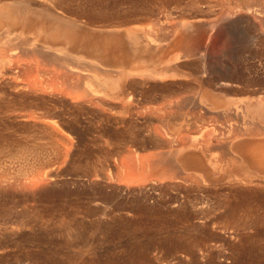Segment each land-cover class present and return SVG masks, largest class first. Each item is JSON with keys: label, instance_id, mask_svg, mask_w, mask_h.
Masks as SVG:
<instances>
[{"label": "rangeland", "instance_id": "obj_1", "mask_svg": "<svg viewBox=\"0 0 264 264\" xmlns=\"http://www.w3.org/2000/svg\"><path fill=\"white\" fill-rule=\"evenodd\" d=\"M18 1L0 7L65 38L0 15V264H264V167L247 160L264 118L238 135L231 113L264 100V0ZM31 42L66 46L80 74L18 51ZM117 74L124 100L87 92Z\"/></svg>", "mask_w": 264, "mask_h": 264}, {"label": "bare ground", "instance_id": "obj_2", "mask_svg": "<svg viewBox=\"0 0 264 264\" xmlns=\"http://www.w3.org/2000/svg\"><path fill=\"white\" fill-rule=\"evenodd\" d=\"M16 1H18V0H16ZM20 2L21 1H18V4L20 5ZM17 3V2H16ZM24 3V2H23ZM13 4V3H12ZM15 4V3H14ZM5 5V4H4ZM16 6V7H14V8H12V9H15V10H13V12H11V11H8V9L5 7V6H2V7H0V15L1 16H3L7 21L6 22H9L10 23V25L9 26H14V25H17V26H20L21 28H26V26H30V25H33V26H35L36 27V29L38 30V32L39 33H41L42 35H43V37L44 38H47V39H53L52 37H61V38H65V36H64V34L63 33H61L60 32V28L57 26V25H52V23L51 22H49V21H47L46 20V16L44 15H35L34 17H32V18H29L28 16V14H27V10L26 9H21L20 7L21 6ZM29 5V4H28ZM1 6V5H0ZM12 6H14V5H11V7ZM24 6H26V5H24ZM19 13H21L22 14V17H20L19 16ZM48 14V13H47ZM53 15L52 13H49L48 14V16L49 15ZM3 20V19H2ZM1 22V21H0ZM67 34V33H66ZM71 34H72V36L74 35V37L76 38V35L75 34H73V32L72 33H70V36H71ZM61 35V36H60ZM68 35V34H67ZM127 35H128V37L130 38V40L133 42V44H135L136 42H137V38H138V36H137V34H136V31H134V30H132V29H127ZM126 35V36H127ZM17 38H18V36H16ZM16 37H15V39H16ZM69 37V36H68ZM128 38V39H129ZM15 39H13V40H15ZM19 39V38H18ZM71 39V41H72V38H70ZM70 39H69V41H70ZM129 40V41H130ZM53 41V40H52ZM75 41V40H74ZM6 42V41H5ZM22 42V41H21ZM46 44H47V42H45ZM146 43L147 44H151V43H155V45L156 44H158V43H156V42H154V40L153 39H146ZM2 44V43H1ZM13 44V43H12ZM25 44V43H24ZM41 44V43H35V42H31V43H27V45H24L25 47H23L22 45H20V47L22 48V50L21 49H18V51H20V53H26L27 51H30V52H28V53H35V55L38 53V55L40 56V54H42L45 58H46V60L47 59H50L51 61H55V63H57L56 65V67H57V71L58 72H61L63 75H64V73H66V72H69L70 74H71V76H72V74H80V70H79V67L78 66H74V65H72V63H69V62H67L66 61V59L68 60V58H67V56L69 55V53H70V49L69 48H66V46L65 47H58V48H51V46L49 45V44ZM51 44V43H50ZM3 45V44H2ZM52 45V44H51ZM63 45H65V44H63ZM68 45V44H67ZM1 46V45H0ZM19 45H17L16 46V48H19L18 47ZM157 46V45H156ZM2 48V47H1ZM16 48H10L9 49V55L11 56V54H13V55H15L16 56V54H17V52L18 51H16ZM2 50H4V49H2ZM26 50V51H25ZM1 51V50H0ZM72 51V50H71ZM7 54V55H8ZM8 55V56H9ZM17 56H18V54H17ZM32 57V56H31ZM37 57V56H36ZM21 58V57H20ZM42 58V57H41ZM40 59V58H39ZM22 60V59H21ZM42 60V59H41ZM50 60H47V61H50ZM17 61V60H16ZM36 61V60H35ZM51 61H50V63H51ZM10 62V61H9ZM30 62V61H29ZM25 63V62H24ZM27 63V62H26ZM37 63H39V62H37ZM37 63H36V65H37ZM41 63H42V61H41ZM54 63V64H55ZM23 64V63H22ZM51 65H53V64H51ZM38 66V65H37ZM43 67V66H42ZM29 68V67H28ZM31 68V67H30ZM38 67H36V69H37ZM43 69H44V67H43ZM48 69V68H47ZM28 70V69H27ZM40 70V69H39ZM42 70V69H41ZM52 70V69H51ZM150 71V70H149ZM152 71V70H151ZM45 72V71H44ZM55 72V71H54ZM124 73V72H123ZM150 73V72H149ZM162 72H160V71H152L151 72V74H153L154 76H161V75H163V73L161 74ZM60 74V73H59ZM61 74V75H62ZM148 74V73H147ZM57 75V74H56ZM60 75V76H61ZM69 74L67 73V76H68ZM153 75H151V76H153ZM164 75H166V74H164ZM70 76V77H71ZM82 76V75H81ZM80 76V77H81ZM120 76V75H119ZM150 76V75H149ZM153 76V77H154ZM58 77V76H57ZM64 77H66V75L64 76ZM75 77V76H74ZM103 77V76H102ZM164 77V76H163ZM58 78H60V77H58ZM104 78V77H103ZM106 78V77H105ZM110 78V77H109ZM109 78L107 79V83L105 82L104 83V85H103V82L101 83V86H107V90L108 91H104L102 88L100 89L101 91H99V89H95V88H91V90H89V91H87V92H89V94H92V93H94V92H103V94H101L102 95V97H103V95L104 96H108L109 94H110V96H112V97H114V99H118L119 98V100H120V96L123 98V100H124V98L125 97H123V94H124V92L126 91V90H129V86H128V84L127 85H123L122 83H123V81H122V83H121V79H122V77H118V74H117V77L115 76V78H113L114 80H112V78H110L112 81H109L108 82V80H109ZM68 79V78H67ZM125 79H127V78H125ZM222 79H226L227 80V78H222ZM103 80V79H102ZM104 80H106V79H104ZM126 81V80H125ZM124 81V82H125ZM254 81V80H253ZM98 82H101V81H98ZM128 83V82H127ZM254 83V82H253ZM100 84V83H99ZM125 84V83H124ZM223 85H225L226 84V82L225 83H222ZM98 85V84H97ZM125 86V87H124ZM108 88H110V90L108 89ZM128 88V89H127ZM131 88V87H130ZM88 89V88H87ZM105 89V88H104ZM97 90V91H96ZM131 90V89H130ZM86 91H85V93H87ZM128 92V91H127ZM105 93V94H104ZM125 95H127V93L125 94ZM131 95V94H130ZM87 96V95H86ZM109 96V97H110ZM132 96V95H131ZM130 96V97H131ZM127 97V96H126ZM82 98V97H81ZM101 98V97H100ZM111 98V97H110ZM121 98V99H122ZM102 99V98H101ZM113 99V98H112ZM111 99V100H112ZM103 100V99H102ZM122 100V101H123ZM105 101V100H104ZM129 101V100H128ZM108 102V101H107ZM113 104V103H112ZM114 105V104H113ZM112 106V105H111ZM110 106V107H111ZM120 106V105H119ZM114 107V106H113ZM123 108V107H122ZM230 108H228V109H225V110H229ZM232 109V111H231V113L233 114V116L235 115L237 118H238V116H239V118H240V120L239 121H237L239 124V126L241 127V128H237L238 129V131H237V134L239 135H241L242 134V131H240L241 129L243 130V134L244 133H246V134H251V135H253L254 133H256V132H258V130H260V129H257L255 126L254 127H252V122H253V120H254V118H256V114L259 116V117H262V118H264V100H258V102H257V104H255L253 107H251V106H249V105H247L246 103L245 104H243V105H238V106H236V107H234V108H231ZM156 110V109H155ZM230 111V110H229ZM226 113H228V112H226ZM230 113V112H229ZM230 115V114H229ZM223 116H225V114L223 115ZM232 115L230 116V118L231 119H234L235 118V116H234V118H232L233 117ZM227 117V116H226ZM229 118V117H228ZM238 118V119H239ZM163 119V118H162ZM226 120L224 121V122H227V118H225ZM236 119H234L233 121H235ZM223 122V123H224ZM228 122H229V120H228ZM236 122V121H235ZM222 123V124H223ZM256 123V122H255ZM221 123H220V125H222ZM225 124V123H224ZM228 124V123H227ZM234 125V124H233ZM232 125V123L230 124V126H232V127H234ZM237 125V126H238ZM230 126H229V128H230ZM216 127H218V128H220V126H216ZM221 127H224L223 125L221 126ZM227 127H228V125H227ZM231 127V128H232ZM235 127H236V125H235ZM212 128H213V126H212ZM212 128H211V132H212ZM217 128V129H218ZM216 129V128H215ZM217 129H216V132H217ZM222 129V128H221ZM236 129V128H235ZM236 129V130H237ZM220 130V129H219ZM226 130V129H225ZM224 130V131H225ZM230 130H232V134L235 132L234 131V128L233 129H228V130H226V131H229L230 132ZM207 131V130H206ZM221 131V130H220ZM222 132H223V130H222ZM213 133V132H212ZM218 133V132H217ZM224 133V132H223ZM222 133V134H223ZM228 133V132H227ZM230 133V134H231ZM236 133V132H235ZM219 134V133H218ZM221 134V135H222ZM224 134H226V133H224ZM223 134V135H224ZM242 134V135H243ZM213 135V134H212ZM216 135V134H215ZM221 135H217V137L218 138H215L216 136H214L213 138H215V139H219V136H221ZM222 135V136H223ZM226 136H227V134H226ZM232 136V135H231ZM211 137V136H210ZM206 138V137H205ZM224 138H225V136H224ZM232 138V137H231ZM234 138V137H233ZM232 138V139H233ZM208 139V138H207ZM222 139H223V137H222ZM225 139H227V138H225ZM219 140H221V138L219 139ZM224 140V139H223ZM230 140V139H229ZM192 141V140H191ZM191 141H190V144H191ZM207 141V140H206ZM218 141V140H217ZM216 141V142H217ZM194 142V141H193ZM197 142V141H196ZM219 142V141H218ZM225 143L227 142L226 140L224 141ZM200 143H202V142H200ZM219 143H221V142H219ZM224 143V145H226ZM229 143V142H228ZM190 144H188L187 145V147H189V146H191ZM193 144V143H192ZM197 144V143H196ZM185 145V144H184ZM183 145V146H184ZM198 145V144H197ZM186 147V146H185ZM184 147V148H185ZM227 148V147H226ZM180 151H182V150H180ZM180 151H178V152H180ZM175 153H177L176 151H175ZM174 153V154H175ZM248 157H247V160L250 162V163H258L261 167H264V148H263V150H257V152L256 151H253V150H251V151H249L248 152V155H247ZM162 157V156H161ZM166 157V156H165ZM165 157H164V159H165ZM167 158V157H166ZM167 160V159H166ZM168 161V160H167ZM169 162V161H168ZM172 165V164H171Z\"/></svg>", "mask_w": 264, "mask_h": 264}]
</instances>
